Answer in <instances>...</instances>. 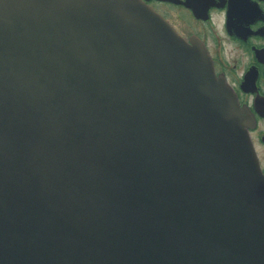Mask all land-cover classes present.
Returning <instances> with one entry per match:
<instances>
[{
    "label": "water",
    "instance_id": "water-1",
    "mask_svg": "<svg viewBox=\"0 0 264 264\" xmlns=\"http://www.w3.org/2000/svg\"><path fill=\"white\" fill-rule=\"evenodd\" d=\"M254 125L143 0H0V264H264Z\"/></svg>",
    "mask_w": 264,
    "mask_h": 264
},
{
    "label": "flooded vegetation",
    "instance_id": "flooded-vegetation-1",
    "mask_svg": "<svg viewBox=\"0 0 264 264\" xmlns=\"http://www.w3.org/2000/svg\"><path fill=\"white\" fill-rule=\"evenodd\" d=\"M190 42L198 38L255 117L251 139L264 174V0H143ZM220 19L221 30L216 23ZM227 44V47H226ZM227 48V51H225ZM262 228V227H261ZM264 235L262 231L247 236Z\"/></svg>",
    "mask_w": 264,
    "mask_h": 264
},
{
    "label": "rangeland",
    "instance_id": "rangeland-1",
    "mask_svg": "<svg viewBox=\"0 0 264 264\" xmlns=\"http://www.w3.org/2000/svg\"><path fill=\"white\" fill-rule=\"evenodd\" d=\"M216 27H217V29H219V31L221 30L220 19L217 21V23H216ZM226 47H227V44H226ZM225 51H227V48H225Z\"/></svg>",
    "mask_w": 264,
    "mask_h": 264
}]
</instances>
